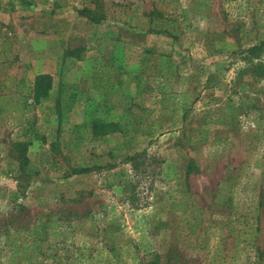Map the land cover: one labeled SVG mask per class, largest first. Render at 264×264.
Listing matches in <instances>:
<instances>
[{"label":"rangeland","instance_id":"rangeland-1","mask_svg":"<svg viewBox=\"0 0 264 264\" xmlns=\"http://www.w3.org/2000/svg\"><path fill=\"white\" fill-rule=\"evenodd\" d=\"M261 41L264 0H0V94L51 77L24 121L0 116V264L264 258Z\"/></svg>","mask_w":264,"mask_h":264},{"label":"trees","instance_id":"trees-1","mask_svg":"<svg viewBox=\"0 0 264 264\" xmlns=\"http://www.w3.org/2000/svg\"><path fill=\"white\" fill-rule=\"evenodd\" d=\"M78 14L85 16L87 18L92 19H100L101 16L99 14H91L90 10L87 8L78 10ZM151 13H149L150 16ZM165 19L160 15L157 14L154 16H150L148 20V30L152 33H160V32H166V28L163 27ZM259 50H264V41L259 42L258 44H253L245 49V53L251 57H256L258 55ZM72 50H68L65 52L66 55H70ZM262 68V64H256L252 66V72L257 73L259 70V74H263L264 71L260 70ZM51 83V77L47 73H38L33 76L32 80V88H31V94L29 98L27 99L25 96L23 97H14V96H8L5 94H0V116H6L9 115L11 119L16 121L17 124L24 121V118L22 116L24 113H27L31 110V107L33 104H36L40 99L45 98L47 96V92L50 88ZM12 112V114H11ZM1 121V118H0ZM90 133L92 134L94 139H100L104 134L108 132H113L118 130V126L114 122H99L97 120L92 121L90 123ZM16 146L18 147L17 150V157L19 159V165L20 168H22L26 163V157H25V147L26 142H16ZM135 155L129 156L128 161H132L134 159ZM89 170L87 167H81V168H75L71 167L68 170V173L65 174L64 177H68L70 175H78L86 173ZM192 171V167H188L186 172L189 173ZM227 199V205H229V197ZM218 205H224V201L216 203ZM256 229H254L255 232ZM250 234V232H248ZM237 239L239 236H236ZM253 245V244H251ZM253 247V255L258 258V261H254V264H264V258H261V253L256 248V246ZM145 264H161L158 262L156 258H153L149 261H147Z\"/></svg>","mask_w":264,"mask_h":264}]
</instances>
